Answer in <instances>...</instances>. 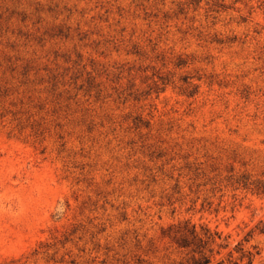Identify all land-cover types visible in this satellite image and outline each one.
<instances>
[{"label":"rangeland","instance_id":"obj_1","mask_svg":"<svg viewBox=\"0 0 264 264\" xmlns=\"http://www.w3.org/2000/svg\"><path fill=\"white\" fill-rule=\"evenodd\" d=\"M263 186L264 0H0V264H264Z\"/></svg>","mask_w":264,"mask_h":264},{"label":"trees","instance_id":"obj_2","mask_svg":"<svg viewBox=\"0 0 264 264\" xmlns=\"http://www.w3.org/2000/svg\"><path fill=\"white\" fill-rule=\"evenodd\" d=\"M174 233L173 239L177 246L187 250L188 264H212L213 249L211 244L215 241V238H220L218 232H211L207 228L197 230L195 225L188 226L186 223L183 228L177 229ZM233 251L240 253L237 261L233 262L234 264L243 259H246V264L252 263V253L244 251L241 244H237L228 253L227 258L219 260L216 264H230ZM216 253H219V251Z\"/></svg>","mask_w":264,"mask_h":264}]
</instances>
